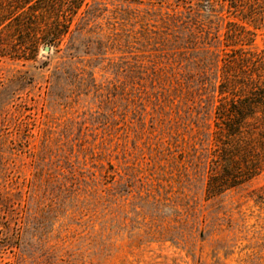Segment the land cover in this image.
<instances>
[{"label":"rangeland","instance_id":"obj_1","mask_svg":"<svg viewBox=\"0 0 264 264\" xmlns=\"http://www.w3.org/2000/svg\"><path fill=\"white\" fill-rule=\"evenodd\" d=\"M78 2L0 30V264H264V0Z\"/></svg>","mask_w":264,"mask_h":264},{"label":"trees","instance_id":"obj_2","mask_svg":"<svg viewBox=\"0 0 264 264\" xmlns=\"http://www.w3.org/2000/svg\"><path fill=\"white\" fill-rule=\"evenodd\" d=\"M66 7L75 12L78 10L79 2L78 0H0V30L3 28L13 31L37 29L50 32V29H56L60 33V29H63L65 25L66 16L58 12ZM256 61L255 68L260 65L259 68L264 71V57L261 60L257 58ZM245 63L248 64L249 61ZM257 78L262 79L260 76ZM241 87L245 88L243 83ZM249 87L250 92L246 98L239 101L231 100L228 106L226 102L219 103L215 109L216 125L223 132L224 138L238 137L245 121L255 115V108L259 114L264 138V87L256 86L255 82H250ZM224 89L222 87L220 90V96L225 93ZM221 144L223 145V140ZM224 149L223 151L226 152Z\"/></svg>","mask_w":264,"mask_h":264},{"label":"water","instance_id":"obj_3","mask_svg":"<svg viewBox=\"0 0 264 264\" xmlns=\"http://www.w3.org/2000/svg\"><path fill=\"white\" fill-rule=\"evenodd\" d=\"M46 50H48V49L46 48Z\"/></svg>","mask_w":264,"mask_h":264}]
</instances>
